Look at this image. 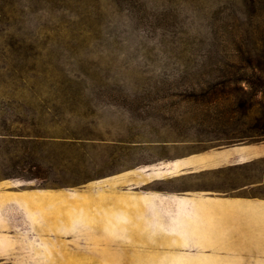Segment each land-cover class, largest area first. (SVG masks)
Segmentation results:
<instances>
[{"label":"rangeland","instance_id":"obj_1","mask_svg":"<svg viewBox=\"0 0 264 264\" xmlns=\"http://www.w3.org/2000/svg\"><path fill=\"white\" fill-rule=\"evenodd\" d=\"M263 120L264 0H0V264H264Z\"/></svg>","mask_w":264,"mask_h":264},{"label":"trees","instance_id":"obj_2","mask_svg":"<svg viewBox=\"0 0 264 264\" xmlns=\"http://www.w3.org/2000/svg\"><path fill=\"white\" fill-rule=\"evenodd\" d=\"M257 84H260V83H253V86L256 88ZM257 90H259V88H257ZM257 119L259 120L260 118H257ZM252 128L256 130L254 135H264V120H263V123L255 124L253 125Z\"/></svg>","mask_w":264,"mask_h":264},{"label":"crops","instance_id":"obj_3","mask_svg":"<svg viewBox=\"0 0 264 264\" xmlns=\"http://www.w3.org/2000/svg\"><path fill=\"white\" fill-rule=\"evenodd\" d=\"M242 215H245L243 212H242ZM258 224V223H257ZM249 226H247V224H241L239 229L241 232H248V231H251V230H257L260 228V230L262 229V225L261 224H258V227H254L253 225L251 224H248ZM242 242V241H240ZM246 247V246H244ZM247 248V247H246Z\"/></svg>","mask_w":264,"mask_h":264}]
</instances>
